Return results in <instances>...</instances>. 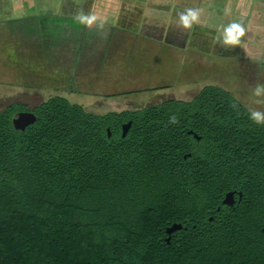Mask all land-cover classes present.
<instances>
[{
    "label": "trees",
    "instance_id": "trees-1",
    "mask_svg": "<svg viewBox=\"0 0 264 264\" xmlns=\"http://www.w3.org/2000/svg\"><path fill=\"white\" fill-rule=\"evenodd\" d=\"M21 112L36 117L24 131ZM0 264H264V126L217 85L104 114L60 95L10 103Z\"/></svg>",
    "mask_w": 264,
    "mask_h": 264
},
{
    "label": "rangeland",
    "instance_id": "rangeland-1",
    "mask_svg": "<svg viewBox=\"0 0 264 264\" xmlns=\"http://www.w3.org/2000/svg\"><path fill=\"white\" fill-rule=\"evenodd\" d=\"M75 1L84 7L90 3ZM148 1L174 18L187 8L200 9L202 0ZM11 2L0 0V109L13 102L33 107L60 95L90 113L104 114L167 99L190 100L206 85L220 86L248 106L253 88L264 85V61L246 58L239 46L217 43L230 15L226 9H204L199 23L190 29L180 27L179 35L187 34V41L179 48L155 41V46L138 51L121 34H137L136 23L115 31L120 42L103 46L85 37L82 41L66 37L69 21L64 18L69 16L60 12L64 8L60 0H53L51 13L28 12L26 7L22 21L13 20L17 14Z\"/></svg>",
    "mask_w": 264,
    "mask_h": 264
},
{
    "label": "crops",
    "instance_id": "crops-1",
    "mask_svg": "<svg viewBox=\"0 0 264 264\" xmlns=\"http://www.w3.org/2000/svg\"><path fill=\"white\" fill-rule=\"evenodd\" d=\"M60 1L62 3L61 9L64 7L60 12L69 16L61 18L69 21L67 23L69 34L66 37H71V39L75 38L77 40L81 38L80 40L82 41L85 37L89 41H93L92 44L98 41L103 46H107L120 42V34L114 36L115 31L126 29L131 23H136L139 26L137 34L136 32L132 35L121 34L125 37L124 41L136 46L138 51L143 46H155V41L161 45L177 46L178 48L180 45H185L187 41V34L179 35L180 27L174 23L178 17L165 16L164 13L166 12L159 8L160 5L155 4L153 5L154 7H151L148 0H90L89 5L85 7L78 6L79 2L75 0ZM53 3V0H12L11 10L17 14L13 17V20L22 21L25 19L23 14L26 7L28 12L51 13L55 9V6L53 8ZM198 5L202 10L201 14L204 9L208 12L211 10L215 11L218 8L221 11L223 9L229 11L230 15L226 17L225 26L232 22H237L241 23L245 29V35L241 38V43L237 45L239 46L240 54L255 61H264V0H202ZM67 6L69 7L68 11ZM80 11L95 14L101 20H104L103 30H97L96 26L88 28L81 25L75 19ZM202 15L201 17L203 18ZM41 19L46 21L43 17ZM55 20L57 21V18H54ZM61 20L59 18V21ZM196 28H199V25ZM205 28L208 29V27ZM77 30L79 31L78 34L75 33ZM209 31L214 35V31ZM253 36H260V39H257V37L253 38Z\"/></svg>",
    "mask_w": 264,
    "mask_h": 264
},
{
    "label": "clouds",
    "instance_id": "clouds-1",
    "mask_svg": "<svg viewBox=\"0 0 264 264\" xmlns=\"http://www.w3.org/2000/svg\"><path fill=\"white\" fill-rule=\"evenodd\" d=\"M201 9L187 8L178 13V19L174 21L183 29H190L193 24L200 22ZM75 19L83 26L92 28L96 26L97 30L102 31L105 21L101 20L97 15L92 13H84L80 11ZM245 35V29L241 23L232 22L222 28L217 43L225 48L237 46L241 43V38ZM233 108H237V104L233 103ZM248 118L256 125L264 126V85L257 84L252 90V99L247 106ZM169 124H178V118L175 114L171 115L168 120Z\"/></svg>",
    "mask_w": 264,
    "mask_h": 264
},
{
    "label": "water",
    "instance_id": "water-1",
    "mask_svg": "<svg viewBox=\"0 0 264 264\" xmlns=\"http://www.w3.org/2000/svg\"><path fill=\"white\" fill-rule=\"evenodd\" d=\"M35 120H36V117L33 113L21 112V113H18V115L13 119L12 123L16 130L24 131L25 128L33 124ZM130 127H131V122H128L127 124H124L122 126V137L123 138L127 135ZM188 134L193 135L194 138H196L197 140L200 139L199 137H197L196 134H193L192 131H189ZM108 136L109 137L111 136L109 129H108ZM234 196H235L234 192L226 194L222 203L224 205L232 206L235 202ZM180 229H182V226L180 224H173L171 227L167 228V234L171 235V233L177 230H180ZM167 242H169V238L167 239Z\"/></svg>",
    "mask_w": 264,
    "mask_h": 264
},
{
    "label": "flooded vegetation",
    "instance_id": "flooded-vegetation-1",
    "mask_svg": "<svg viewBox=\"0 0 264 264\" xmlns=\"http://www.w3.org/2000/svg\"><path fill=\"white\" fill-rule=\"evenodd\" d=\"M234 204H235V202H234ZM234 204H233V205H234Z\"/></svg>",
    "mask_w": 264,
    "mask_h": 264
}]
</instances>
